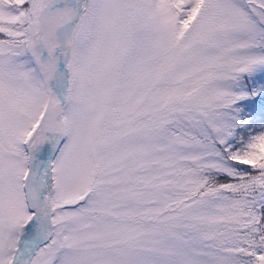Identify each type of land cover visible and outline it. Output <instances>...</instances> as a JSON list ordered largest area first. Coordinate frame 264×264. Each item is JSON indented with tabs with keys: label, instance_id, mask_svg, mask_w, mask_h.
I'll list each match as a JSON object with an SVG mask.
<instances>
[{
	"label": "snow or ice",
	"instance_id": "1",
	"mask_svg": "<svg viewBox=\"0 0 264 264\" xmlns=\"http://www.w3.org/2000/svg\"><path fill=\"white\" fill-rule=\"evenodd\" d=\"M0 264H264V0H0Z\"/></svg>",
	"mask_w": 264,
	"mask_h": 264
}]
</instances>
